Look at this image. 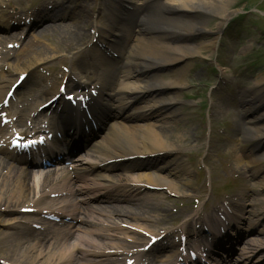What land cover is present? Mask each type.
I'll list each match as a JSON object with an SVG mask.
<instances>
[{"label": "bare ground", "instance_id": "bare-ground-1", "mask_svg": "<svg viewBox=\"0 0 264 264\" xmlns=\"http://www.w3.org/2000/svg\"><path fill=\"white\" fill-rule=\"evenodd\" d=\"M6 1L7 6L17 5L20 9L17 13L0 9V19L14 20L18 25L21 24L23 15L34 21H44L41 25L32 22L30 27H26L28 32H25L23 40L15 33H8V30L5 31V36H0V47L7 39L24 44L26 38H29L28 44L24 46L25 60L18 59L17 52L14 51L11 53L15 56L10 55V52L1 53L0 56L2 66H12L16 72L21 73L28 70L30 80L26 81L27 91L33 88L32 92L38 96L52 92L55 84L49 89L40 83L34 84L32 74L43 62H54L55 66L65 63V56H56L63 52L72 54L67 80L75 88L73 90L84 91L90 83L93 85L90 89L98 93L97 103L89 93L88 108L93 118H102L108 110L107 105L111 101L118 102V105L111 108L113 110H109L108 115L109 119L118 120L114 123V131L91 151L99 161L120 162L119 166L124 174L116 178H126L125 181H120L126 182V186L120 187V199L116 200L119 203L105 206L103 210L131 220H142L150 216L152 220L164 222L173 218L167 206L159 202L156 196L139 197L140 190L135 185V182H140L166 192H182L184 185L178 183L183 181L187 184L186 187L191 186L187 182L189 171L181 157L183 148L191 143V137L188 136L190 130L185 126H170L178 119L177 108L181 101L177 93L183 89L182 73L165 78L161 74L174 71L181 62L201 50L212 51L211 42L198 45L194 43L195 39L213 35L207 28L216 20L219 21L216 25L217 36L221 25L230 17L234 0H168L165 3V0H42L31 9L22 8L25 0ZM94 12H100L101 22L93 19ZM90 38L95 40V44L87 48ZM12 42L8 41L7 44ZM42 44L50 46L51 51L46 49L48 46L42 47ZM82 48L85 49L80 51ZM56 74H59L58 71ZM3 77L1 80L5 78ZM63 77L61 74L60 79ZM72 78H76L77 82ZM244 81L246 79L235 76L236 90H240L238 119L243 140L255 143L256 150L264 148V81L258 80L255 87L242 90L246 83ZM8 88L5 86L0 90V101ZM134 103H143L144 106L136 114L124 116L127 107ZM52 110L50 113L58 114ZM62 111L66 112V116H59L61 125L65 124V117L67 120L72 119L73 123H77L78 117H81L76 110L67 109L65 104ZM73 111L76 113L75 121L71 118ZM235 111L234 108L231 115ZM32 113L35 117L41 114L37 111ZM67 127L70 137L80 132L76 124ZM3 132L2 129L1 133ZM233 140V137L229 138V142ZM0 153L4 155L0 158V212L4 205L21 206V209L45 206L47 196L44 189L47 186L52 185L54 193H57L64 191L68 185L67 177L58 185L52 184L56 169L43 173L41 178H33L32 172L23 165V158L13 156L16 158L13 159L2 150ZM133 158L136 160L132 161ZM246 159L248 164L256 165L264 157L254 159L250 153ZM227 169L232 172L230 167ZM97 170L98 168L90 167L85 172L103 181L110 178L94 175ZM255 174L261 176L264 171ZM75 177L81 179L83 176ZM38 186V190L42 188L43 192L36 193L38 197L34 205L22 206L21 203L24 205L28 202ZM111 199L113 196L107 193L99 202L109 204ZM2 212L5 216L0 213V228L10 220L14 221L13 218L7 220V216L12 215L10 211ZM73 212L75 219L86 214L85 209L80 207H75ZM79 224L77 228L85 225V222L81 220ZM8 227L15 234H3L0 241L12 244L10 257L18 255L28 259V263L42 260L45 261L44 264L72 263L71 257L66 256L67 247L47 254L36 250L46 248L48 242L45 241L49 234L36 235L30 231L16 230L13 226ZM66 237L67 234L56 237L58 239H54L53 245H65ZM97 238L105 240L107 236L98 234Z\"/></svg>", "mask_w": 264, "mask_h": 264}, {"label": "rangeland", "instance_id": "rangeland-1", "mask_svg": "<svg viewBox=\"0 0 264 264\" xmlns=\"http://www.w3.org/2000/svg\"><path fill=\"white\" fill-rule=\"evenodd\" d=\"M234 2L230 9V17L221 25L217 36H215L218 31L216 25L219 21L216 20L207 28L214 33L213 35L195 39L194 43L198 45L211 42L212 51L201 50L185 59L174 71L161 74L165 78L182 73L183 89L178 91L177 96L183 105L179 110L180 120L175 126L182 128L185 126L190 130L188 136L191 137L189 138L191 143L184 148V159L186 160V155L192 153L190 159L194 166H189L192 176L191 178L188 176V182L193 187L192 185L191 188L186 187L185 182L178 183L184 185L185 195L177 197L176 194H170L159 199L162 202L168 199L167 206L172 210L173 215L177 213L176 208L182 209V203L187 199L190 200V209L185 213L186 216H179L174 222L166 224H155L150 221H132L133 224H128L123 221L118 226L134 228L138 231L142 228L152 232L159 229L166 232L173 231L176 232L175 241L179 238L177 234L182 230L186 232L190 241L193 240L190 239L188 232H198L200 234L198 238L207 237V241L201 242L205 246L221 236L227 237L230 233V238L234 235V244L238 236L241 237L242 243L235 247L236 250L241 247L238 257H241L246 250L252 254L250 258L252 264H264V174L261 176L255 174L264 171V159L256 165L248 164L249 161L246 159L250 153L254 159L264 157V148L259 147L255 150V143L243 140L239 131L240 125L237 123L239 121L237 113L231 115L230 103L233 99L237 110H240L238 107L240 90L234 94L237 74L246 79L242 90L255 87L258 80L264 81V0H234ZM29 4L27 2L26 6ZM15 8L11 10L2 6L3 10L9 12H16L17 8ZM100 16V12L93 14L98 22H101ZM237 16L245 17L240 19ZM27 21L25 19L23 22ZM5 25L9 24L2 23V26ZM90 43L91 41L88 44ZM47 48L51 51L50 46ZM62 67L59 66L58 70L62 71L60 70ZM49 70H43L45 75ZM133 111L134 108H131L127 113L131 114ZM230 136L234 137L233 142H229ZM197 137L200 140L196 142L194 139ZM83 160L84 158H76L70 169L85 167L86 165L83 164L86 161ZM229 166L232 172L227 169ZM205 168L207 170L204 173ZM198 169L202 170L204 176L201 173L197 174ZM211 172L209 179L208 175ZM43 173L38 172L37 177L41 178ZM214 200L216 202L213 205ZM4 207L8 208L7 205ZM13 210L12 217L18 221L20 214L17 208ZM213 215H221L218 216V220L229 219L234 222L226 230L221 228L213 230L209 227ZM102 217L106 218L104 215ZM21 221L25 222L26 219L23 218ZM8 224L13 225L16 222L12 221ZM135 225L141 228L138 229ZM9 247V244H0V258H8V252L11 251ZM88 249H91V246L84 248L85 251Z\"/></svg>", "mask_w": 264, "mask_h": 264}]
</instances>
